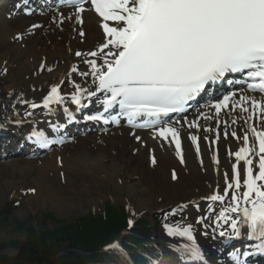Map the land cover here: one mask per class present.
<instances>
[{
    "label": "snow or ice",
    "instance_id": "obj_1",
    "mask_svg": "<svg viewBox=\"0 0 264 264\" xmlns=\"http://www.w3.org/2000/svg\"><path fill=\"white\" fill-rule=\"evenodd\" d=\"M66 4L74 9V16L61 13L57 18L59 23L74 18L83 24L84 13L94 11L105 36L95 50L75 53L77 57H84L82 62L88 65V70L80 71L73 66L71 72L86 78L94 87L89 90L70 81L75 89L71 103L82 106V100L95 97L104 111L87 119L118 124L123 117L134 128L154 129V138H159L161 143L174 142L182 164L180 132L174 123L179 125L183 120L189 128L200 127L198 121H187L180 115L188 111L190 101L208 86L219 82L240 84L259 95L260 98L241 95L231 104V109L239 108L248 114L245 123H253L242 136L235 131L231 133L232 137L242 141L243 146L228 152L229 156H234L235 163L231 166V174L227 171L222 174L225 180L223 194L214 190L202 199L222 206L214 223L216 228L228 230L219 231V236L253 242L230 253L233 264H247V257L254 252L264 254V128L258 129L254 123L259 113V120L264 124V0H66ZM79 35L83 37L84 31L81 30ZM16 39L22 40L23 36L18 35ZM47 70L52 71L51 68ZM231 76L239 78H229ZM236 96L235 91L230 92L210 107L219 115L221 110L230 108V102ZM65 99L59 86L55 85L44 98L43 107L63 104ZM30 106L33 109L40 107L36 103ZM113 109H118L117 116H111ZM104 113H109L111 118ZM172 114H177L174 122ZM145 117L148 118L146 123H138ZM223 136L225 139L229 136L227 130ZM33 137L44 148L63 143L49 139L39 131H34ZM220 138L218 122L215 140L210 143H218ZM136 139L140 140V137ZM190 139L199 155L198 136L191 135ZM214 151L218 153L219 150ZM213 160L218 166V156H213ZM156 162L153 156L151 163L155 165ZM200 162L203 165V159ZM31 191L35 192V189ZM183 207L180 205L165 212V218L177 214ZM210 210L215 211L211 205ZM131 214L135 215L134 212ZM204 220L201 217L197 222L204 224ZM128 223L131 226L133 221L130 219ZM164 227L169 236L187 240L188 243L177 250L188 264H209L196 243L192 225L173 227L165 224ZM108 250L126 255L119 242L110 243Z\"/></svg>",
    "mask_w": 264,
    "mask_h": 264
},
{
    "label": "bare ground",
    "instance_id": "obj_2",
    "mask_svg": "<svg viewBox=\"0 0 264 264\" xmlns=\"http://www.w3.org/2000/svg\"><path fill=\"white\" fill-rule=\"evenodd\" d=\"M6 12L2 13L7 16L11 14L12 10L9 8ZM61 13L67 17H73L74 9H55L51 7L48 8L45 17H38L34 21L28 22L23 17L16 16L20 20L15 19L14 24L9 27L5 26L1 20L4 19V14H0V38L5 39L7 45L9 44L8 41L14 40L13 37L15 35L30 33L33 36L24 42H12L11 46L8 45L6 52L0 55V63L8 64L10 59H16L19 62L15 75L21 79V86L23 84L25 89L23 94L29 97L36 96L32 88L40 87L44 84L59 86L61 95L66 98L65 103H53L49 106L44 114V117H47L45 119L47 121L49 119V122H46V125H41V132L47 135L49 139L63 141V143H56L48 148L51 154L41 161V168L49 169V167L52 168L62 161L66 168L76 173L83 181L89 180L93 183L94 187L97 188V196L99 197L93 200L91 192L72 187L66 192L64 191V198L62 199L61 190L57 193L51 189L47 190L44 180L36 182L38 185L36 186L37 195L42 199H49L57 203L70 199V194H77L81 197L91 198L93 205L98 206L102 204L106 197L112 195L113 191L110 189L109 183L121 180L123 187L121 196L128 200L126 202L127 205L132 207L135 204H139L141 211L151 213L153 210L162 209L177 202L199 200L211 194V190H213L212 183L215 180H211L212 175L209 170L204 173H199L196 170L186 172L184 165L176 154L174 142L171 144L168 141L161 143L159 138H154V129L134 128L128 124L126 118L120 119L118 124H104L103 121H95L99 124L96 135H90L85 138H83V133L77 134L70 139L52 136V132L56 133L58 130L56 119L58 121L71 120V113L75 111L70 100L71 94L75 89L70 81L79 83L82 87L89 88V90L94 87L88 83L86 78L79 76L78 73H70L74 62H78L80 71L88 70V65L82 62L84 57H77L75 53L77 51L84 53L95 50L105 39L103 31L98 24L99 17L94 11L84 13L83 24L77 23L74 18L65 19L63 23H59L57 18ZM33 25H39V27L33 28ZM81 30L85 33L83 37L79 35ZM80 44L82 47L79 48ZM42 64L44 65L43 70H41ZM48 68H51L52 71H48ZM11 82L14 85V77H12ZM234 91L237 96L230 102V108L221 110L219 115L215 113V109L211 108L210 105L215 104L224 95L229 94V90H225L219 98L199 105V109L185 117L187 121H198L200 127L199 129L195 128L194 133L189 134L187 132L185 129L187 125L183 120L179 125L174 123V126L180 132L184 162L195 163V161L200 162L201 159L204 162H212L213 156L222 155L227 145L235 144L229 136L226 139L224 138L223 133L225 130L230 134L235 131L238 136H242L249 130V124L253 123V121L245 123L248 114L243 113L239 108L231 109V104L238 101L241 95L260 97L243 85H240ZM95 100V97L90 100L84 99L82 103ZM98 107L103 106L99 103ZM100 113L101 110L96 112L95 115ZM205 117L211 118L206 119ZM233 120H236L235 124L232 123ZM218 122L221 138L218 143H210L215 140V130ZM225 122L227 123L225 124ZM254 123L258 129L264 128V124H261L259 120V113H257ZM209 128L213 129V131H205V129ZM189 135L198 136L199 155L196 153V145L193 144ZM137 136L140 137V140L136 139ZM234 139L237 140L236 138ZM69 140H73V142L66 144ZM99 143L103 145H99ZM57 145L61 147L59 148ZM217 148L219 150L218 153L214 151ZM232 149L234 148L232 147ZM153 156H155L157 161L155 165L151 163ZM145 161L148 165L152 164L154 170L149 167L146 172L144 168ZM19 163L24 164L23 173H25L26 166L28 168L36 162L23 160ZM4 168L13 172H18L19 170L16 162L6 164ZM173 172H175V179H173ZM18 177L20 178L19 175ZM136 178L138 180H134ZM10 180L15 179L10 178L8 182ZM10 184L16 189L22 182H17L16 179ZM207 186L209 187L207 188ZM203 229L206 230L205 228ZM205 236H207V233H205ZM202 240L203 242L199 246L210 264H233L231 259L230 262L222 259L219 251L221 245L218 246L217 243L209 238L202 237ZM174 253L180 257L182 256L178 250H175Z\"/></svg>",
    "mask_w": 264,
    "mask_h": 264
},
{
    "label": "rangeland",
    "instance_id": "obj_3",
    "mask_svg": "<svg viewBox=\"0 0 264 264\" xmlns=\"http://www.w3.org/2000/svg\"><path fill=\"white\" fill-rule=\"evenodd\" d=\"M3 7L0 5V12L2 11ZM35 15V14H33ZM20 18H14V15L10 18H4L1 19L5 26L9 27L12 24H14V20ZM27 19V20H26ZM25 21H31L28 20V18L24 19ZM33 36L28 33V37L25 39V35H23L22 40L16 39V36L13 37L14 40L8 41V45L11 46L12 42L20 43L21 41H26L29 38H32ZM8 45L6 44L5 39L0 38V55L3 52H6V49L8 48ZM82 47V46H78ZM13 54V51H12ZM13 57V56H12ZM9 59V58H8ZM7 59V60H8ZM19 65V62L16 59H10L8 64L0 63V97L2 98H15L19 97L22 94V90H24L23 84L21 86V79L20 77H16V70L17 66ZM5 69L7 71L5 72ZM12 77H14V85L11 82ZM51 85L44 84L40 87L32 88L34 91V94L38 97L39 94H46L47 91L50 89ZM12 88V90H10ZM2 111L4 112L3 118L7 121L9 120H15L20 123H23V110L16 109V111H13L9 105H6L4 108L0 106ZM23 111V113H22ZM22 117V119H21ZM14 127V126H13ZM15 128V127H14ZM20 128H23V125H20ZM187 130L190 132L194 128L187 127ZM99 145H102L101 143ZM9 147V146H8ZM235 148H240L239 144H235ZM33 158H36V163H33L32 166H29L27 168L25 173H23V160H27V158L24 155H0V215L2 212H8V208L10 206V203L13 201H19L21 202V206L16 209L15 211L10 212L11 216L9 218V224L5 227L0 228V245H3L5 248V254L9 256H15L16 250L15 247L19 244L23 243L26 239V233L19 232L17 230V224H30L31 226L35 227V230L42 231L45 228L55 227L59 226L58 224H65L69 225L76 219H79L80 217H88L89 214H100L104 210V206L106 204H112L115 208H124L127 207L129 209V212H134L135 215L143 214L142 219H147L148 221L152 220L154 217V211L152 213H148L147 211H141L139 204H135L132 207H128L127 205V199H125L122 195V184L121 180L113 181L109 183L110 189L113 191L111 196H108L105 198V200L102 202V204L98 206L93 205V200L98 198V191L97 188L94 187V184L91 183L89 180L83 181L81 178L77 176L76 173L71 172L70 169L66 168L64 166L63 162H58L56 166L49 167V169H43L41 168V161H43V158H47L50 155L46 154V150L41 149H34L33 146H31ZM232 152H235L234 150ZM32 160V158L30 157ZM220 163L217 166L216 163L209 164L203 163V165H206L208 168L211 169L213 167L214 169H220L221 175L229 169L231 172V166L232 164L229 162L228 159H222L219 158ZM16 162V165L19 166L18 172H13L12 170H5V165ZM230 163V164H228ZM235 163V162H233ZM201 164V162L196 163H187L184 165L186 172H193L197 171L199 173H202L204 171V167ZM229 165V167H228ZM144 168L146 172L148 171L149 165L145 161ZM153 172V171H151ZM215 174L217 175L216 171H211L212 181H218L221 180V177H214ZM20 176V178L18 177ZM169 176V175H168ZM10 178L17 179V182H22V184L16 189L10 184V182H13L15 180H10ZM223 178V175H222ZM224 179V178H223ZM45 181V188L47 190L51 189L55 191L56 193L61 190L60 193H62L61 197L64 198V193L74 188L84 189L85 191L91 192V198L89 197H81L77 194H70V199L65 200V202H57L54 203L52 200L49 199H42L37 195V181ZM138 180V178L134 179ZM221 183V182H218ZM116 186V187H115ZM21 188V189H19ZM118 188V189H117ZM31 189H35V192L31 191ZM65 191V192H64ZM121 193V194H120ZM130 201V199H129ZM189 201V200H188ZM188 201H181L177 202L175 204H172L168 207L173 206H179L180 203H185ZM167 207H164V209ZM163 209V208H162ZM158 210V209H157ZM47 214H52L49 216L52 217H46ZM132 215V216H135ZM52 218L54 221L58 222L56 224L52 221ZM156 233V239L155 242L159 246L161 250L160 260L162 258L166 259L165 264H174L173 260L175 257L172 256L171 250L169 248V244L177 245L179 243H183L182 240L176 239L173 236H169L167 232H165L162 227L158 226ZM178 247V246H177Z\"/></svg>",
    "mask_w": 264,
    "mask_h": 264
},
{
    "label": "trees",
    "instance_id": "obj_4",
    "mask_svg": "<svg viewBox=\"0 0 264 264\" xmlns=\"http://www.w3.org/2000/svg\"><path fill=\"white\" fill-rule=\"evenodd\" d=\"M8 210L15 211L14 205L11 204ZM9 211L0 215V228L9 224ZM49 215L52 214L46 217H52ZM52 221L58 224L53 218ZM153 222L156 224L157 218ZM58 225L37 231L30 224H17V230L26 233L27 237L15 247V256L5 254V247L0 245V264H104L105 257L109 262L116 261L112 255L104 256L102 250L127 227V212L124 208L107 205L105 212L98 215L89 214L69 225ZM151 225L150 221H140L120 243L136 264H147L146 254L154 252L148 246Z\"/></svg>",
    "mask_w": 264,
    "mask_h": 264
}]
</instances>
